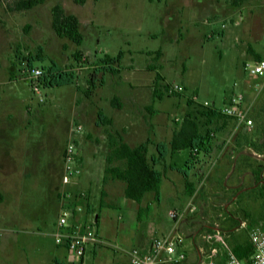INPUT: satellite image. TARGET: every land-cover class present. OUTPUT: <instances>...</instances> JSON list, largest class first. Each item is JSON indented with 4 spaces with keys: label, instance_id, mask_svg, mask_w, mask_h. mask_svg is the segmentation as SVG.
<instances>
[{
    "label": "rangeland",
    "instance_id": "1",
    "mask_svg": "<svg viewBox=\"0 0 264 264\" xmlns=\"http://www.w3.org/2000/svg\"><path fill=\"white\" fill-rule=\"evenodd\" d=\"M14 1L0 0V128H5L0 133V189H16L20 196L14 202L4 204L2 212L0 210V229L3 230L0 236L23 230L22 227L30 224L27 232L41 231L46 242L53 246L51 235L59 214L57 204L63 201L59 192L68 189L61 183L60 176L63 173L61 155L70 127L74 123L83 126V133L77 141L76 158L78 167L84 161L82 177L85 178L90 172L89 155H98L101 151L105 157L110 151V127L97 123V113L117 109L110 100L124 96L128 81L132 79L130 69L152 64L153 71L148 70L146 77L155 78L160 72L170 82L169 86L178 87L173 94L168 91L162 99L152 103L157 111L163 109L161 115L152 118L143 107L139 110L146 116L148 124L161 125L154 129L157 133L162 132L157 138L165 140L179 128L188 110H199L198 104L203 101L221 107L230 96L245 91L251 82L243 69L245 40L236 41L237 47L232 48L226 43L228 39L235 44L232 34H228L230 38H204L209 26L202 18H197L198 23L193 27L189 17L192 0H86L83 4L73 0H45L24 10H13ZM56 3L79 18L83 35L80 45L58 37L52 29L51 8ZM261 34L259 44L262 45L264 30ZM120 50L123 55L116 66L121 71L110 74L100 70L105 53L115 56ZM157 50L164 53L161 60H156ZM75 51L81 53L80 60L75 59ZM39 55L43 59H36ZM29 58H33L31 65ZM51 61L66 71H72L75 78L69 85L50 87L39 76L40 94H37L30 87V72L37 67L43 73ZM95 70H99L95 75L97 82L87 94L88 79ZM40 97L43 101L39 100ZM188 99L194 102L190 107ZM150 102L151 94L144 96L139 103ZM255 112L259 127L257 141L253 142L250 137L243 140L256 153L247 149L244 155L235 159L231 155L237 153V148L230 146L221 150L219 156L223 153L226 157L223 155L220 171L224 174L220 178L212 171L205 174V169L194 171L201 174L199 179L203 177L204 180L197 183L199 195L194 202L198 206L194 204L192 212L186 208L172 209L179 211L180 215L190 213L184 229L195 244L194 258H185L178 264H207L210 247L217 244L209 243L204 236L211 235L215 227L232 250L239 245L244 258L251 255L249 232L264 228V102L257 104ZM198 118L204 130V118L199 114ZM224 123L230 125L229 121L219 120L215 126ZM145 136L148 134L143 133L139 139ZM132 139L136 140L135 136ZM233 142L231 139L229 144ZM99 143L100 149L95 152ZM153 151L154 145L150 147V152ZM181 154L183 159L174 164L178 168H184L188 150L183 149ZM164 169L169 173L167 167ZM244 170L253 172L251 181L241 179ZM172 175L180 178L175 172ZM162 182L166 189L171 188L168 181L163 179ZM108 183L114 185L117 196L123 182L114 180ZM98 185L94 184L93 188ZM177 187H180L179 181ZM78 194L83 199L91 196L87 189L78 190ZM160 199V212L167 216L172 200ZM134 206L135 203L128 204L124 216L117 207L104 205L99 211L95 206L100 220L96 223L92 214L89 224L96 232L98 244L118 252L139 248L135 237H129L135 227L143 226L132 218ZM166 218L173 222L168 216ZM198 246L204 248V254L197 252ZM86 253L90 260L87 264H90L91 252Z\"/></svg>",
    "mask_w": 264,
    "mask_h": 264
},
{
    "label": "crops",
    "instance_id": "2",
    "mask_svg": "<svg viewBox=\"0 0 264 264\" xmlns=\"http://www.w3.org/2000/svg\"><path fill=\"white\" fill-rule=\"evenodd\" d=\"M189 13L190 21L192 22L193 27L196 23H198L197 18H202L203 23L209 26L208 30L204 33V38L206 39H212L216 36L224 38L225 36L228 37V34H232L235 44H232L228 39L226 40V43L230 47L236 48V41L243 38L245 40V47L243 50L245 56L244 61L257 60V55L261 58L264 54V42L262 45L259 44L261 42V37L263 36L261 33L264 30V0H192V8ZM163 54L164 53L162 51L158 60H161ZM146 55H149L147 54V51ZM220 55H222V51H220ZM150 65L152 64L146 63L141 68L134 67L133 69H130L132 70L130 74L132 79L129 78L128 88L123 93L124 96L122 98H118L120 106H116V110L108 113L103 112L102 110L101 111L111 120V124L106 125L110 127L108 132L118 131L122 135L123 140L130 146H136L149 138L148 154L149 156H157L156 144L158 142L168 143L171 137L167 140L162 139L161 137L157 138L158 136H162V132L157 133L155 132V129L156 127L160 128L161 125L159 126V124L157 125L155 122L148 124L146 116L144 117V115H141L139 112L140 108L143 107L153 118L161 115V112L163 111V109H161L162 111H157L152 105L157 98H154L153 96L154 76L146 77L147 71L152 70ZM140 70L142 72H137ZM141 73H143L142 76ZM159 74L162 76L164 83H170L160 72ZM251 83L252 80L249 82V86H246L245 89V102L251 106V118L253 120L251 129L246 130L242 128V131H238L235 129L233 121H229L230 125L224 123L221 124L220 127L216 126L218 128L213 134L212 152L208 156H202L201 154L196 155L194 161L189 162L187 177H184L178 170L179 168L174 165L176 160L183 159L181 154L183 149L168 152L164 160L158 163L164 166L158 167L157 164L156 168L163 172L162 181L163 179L168 181L171 188L166 189L161 181L159 198L157 200L154 197V193L151 191L144 193L139 203L127 198L124 195L125 184L123 181V185L121 184L122 188L117 191L116 196V192L113 187L114 185L108 182H114V180L120 182L121 180L111 177H107L108 180L107 178L104 179L107 154L105 153V157L102 156L103 152L101 151L98 155L90 154L87 159V164L90 166L88 167L90 168L89 175L85 178L82 177V165L84 164V161H82L81 167H79V173L74 176L70 183L66 186L68 187L67 190H69L72 194L71 199H68L69 205L73 210L75 209L73 215L69 218V222L79 227L89 226V223H91L92 220L89 219V216L93 214L95 215V222L98 223L100 217L99 214L97 215L95 213V206L100 211L104 205L117 207L124 216L126 210L128 209L127 205L135 203L132 218L134 219V222L137 221L143 223V226H141V228L135 227L130 232L129 237H135V241L137 245H139V248H147L154 237L173 231L181 237L180 242H178V251L184 252L187 260L194 258L195 244L191 237H187L189 234L184 229L190 213L185 215L181 214L179 218L172 219L169 216V211L172 209L177 210L178 208H186L188 211L192 212L195 209L196 203L194 202V198L199 195L197 183H202L204 180L202 181L203 177L199 179L201 174L194 171L205 169V174L208 171L209 173L212 171L211 173H216L215 175L219 174L218 177L220 178L224 174V172L221 173L220 171L224 160L223 155L226 157V154L223 153L221 157L219 156L221 150L225 151L227 148H230V146L237 148V153L231 155V158L233 157L235 159L244 155L247 149H249L253 154L256 153L251 147L246 145L244 142L245 140L243 139L250 137L253 142L257 141L256 133L259 127L257 126V122L255 120V108L260 101L264 102V85L260 92L255 93ZM149 94H151V102L146 104L141 103L142 105H140V100ZM102 125L103 124H101V126ZM2 129L0 128V133H2ZM177 129L178 128H176V130ZM176 130L174 129V131ZM141 132L148 134V136H145L144 139H139L143 135ZM136 135H138V138ZM134 136L136 140L132 139ZM230 138L234 141L231 144H229V141L231 140ZM135 141H137V143H132ZM100 144L101 143L94 148L95 152L97 148L100 149ZM153 145L154 151L150 152V147ZM187 159H189V151ZM111 164L116 165L117 162L113 161ZM166 167L169 173H171L170 175L169 173H166V169H164ZM173 172L179 174L180 178L173 176ZM252 173L253 172H251V170L242 171L241 179L251 181ZM178 181L180 185L179 188L177 187ZM94 184H99V187L93 188ZM85 189L90 191L89 195L91 196L88 199L78 197V190L82 191ZM19 196L20 192L16 191V189L11 191H4L0 189L1 212L3 206L12 202V200L14 202V199H19ZM57 197H59L58 193ZM161 197L170 198L172 200V205L167 210V216L171 218L173 222H170L168 218H166L167 216L162 215L160 212ZM60 198L62 201L63 198L61 196ZM62 203L57 204V212L60 211L59 205L61 207ZM201 207L202 204H200L199 208ZM243 222L244 221L242 220V223ZM29 226L32 225L28 224L25 227H22L23 230L15 232L11 231L6 234L3 233L0 236V264H53L54 260H57L60 264H87L89 260L86 255L87 251L91 252L90 264H130L127 250L124 249L123 252H118L116 250L110 251L107 247L98 243L89 244L86 248L87 251L81 258L74 257L64 246L55 244L54 240L53 246L48 241L46 242L44 237L41 235V231L27 232V227ZM203 249V247L198 246L197 252L199 254H204ZM179 262L181 261L165 264H178Z\"/></svg>",
    "mask_w": 264,
    "mask_h": 264
},
{
    "label": "trees",
    "instance_id": "3",
    "mask_svg": "<svg viewBox=\"0 0 264 264\" xmlns=\"http://www.w3.org/2000/svg\"><path fill=\"white\" fill-rule=\"evenodd\" d=\"M45 0H15L12 6L13 10L30 9ZM77 4H83L86 0H73ZM51 26L56 35L60 38H65L76 45H80L83 41V35L80 31V21L77 15L67 12L64 7L56 3L51 8ZM161 50H157V59L161 56ZM74 57L80 60L81 53L74 52ZM123 55V50H120L117 55L111 56L105 53L100 64V70L110 74H117L121 71L120 67L116 66L120 63ZM260 56L257 55V59ZM36 59H43L40 55ZM31 65L33 58H29ZM95 72L88 79L89 88L86 91L88 94L95 87L97 78ZM41 78L46 86L54 87L61 85H69L73 82L75 74L72 71H66L56 62L51 61V64L42 73ZM163 78L159 73L155 74L153 84V96L157 99H162L164 93H169L168 83H162ZM173 94V92H171ZM178 93H174L177 95ZM118 98L113 97L111 104L119 107ZM188 107L194 104L190 99L187 100ZM200 109L188 110L183 121L179 124V128L174 131L168 143L158 142L156 144L157 156L151 155L148 157L149 138L144 142L130 146L124 140L118 131L108 132L110 140V151L106 155V166L104 169V179L108 177L118 179L124 182V195L139 203L144 193L151 191L157 200L159 198V190L163 178V172L156 168V165L164 160L168 152L187 149L189 151V159L185 162L184 168L178 170L187 177L189 162L194 161L196 155L208 156L213 150V134L215 133V124L219 120L232 121L231 117L222 114L215 105L204 106L198 104ZM198 114L204 118L203 124L206 125L204 130L200 127ZM98 124L108 125L111 120L101 111L98 113ZM214 125V126H213ZM116 161L117 164H111ZM234 253L238 258L243 259V249L236 245L233 248ZM53 264H60L57 260ZM80 264V263H77Z\"/></svg>",
    "mask_w": 264,
    "mask_h": 264
},
{
    "label": "built area",
    "instance_id": "4",
    "mask_svg": "<svg viewBox=\"0 0 264 264\" xmlns=\"http://www.w3.org/2000/svg\"><path fill=\"white\" fill-rule=\"evenodd\" d=\"M243 69L250 76L251 86L255 93L261 91L264 85V57L257 60H246L243 62ZM42 70L34 67L30 72L31 89L40 94L39 76ZM178 87L169 86L168 91L175 92ZM180 89V88H179ZM245 91L239 92L236 95L230 96L228 101L221 107H218L220 112L232 118L235 129L240 131L242 128L250 130L253 125L251 118V106L245 102ZM39 100L43 101L40 97ZM204 106H212L213 103L208 101L201 102ZM83 126L74 123L69 130V138L65 144L62 154L63 173L61 183L67 186L71 179L79 173L77 164V141L83 133ZM242 131V130H241ZM63 198V203L60 207L59 215L55 224V229L52 232L55 244L64 246L69 253L77 258H81L89 244L98 242L96 232L92 226H75L69 222V218L73 215V209L69 205L68 199H71L72 194L63 189L60 192ZM79 197V194L77 193ZM169 216L172 219L180 217L179 211H169ZM244 224V222H243ZM0 229V233H1ZM207 241L217 245L210 247V253L207 255V264H264V228H254L249 232L252 253L249 257L240 259L234 251L227 245L220 230L215 227L211 235H206ZM181 237L175 232L170 231L167 234L154 237L147 248H131L127 250L130 264H165L177 262L185 259V253L178 251V242Z\"/></svg>",
    "mask_w": 264,
    "mask_h": 264
}]
</instances>
